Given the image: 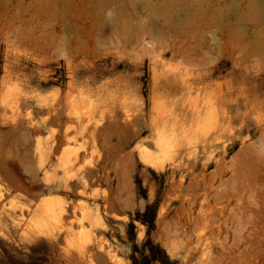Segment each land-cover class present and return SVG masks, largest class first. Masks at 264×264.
Returning <instances> with one entry per match:
<instances>
[{"label": "rangeland", "instance_id": "rangeland-1", "mask_svg": "<svg viewBox=\"0 0 264 264\" xmlns=\"http://www.w3.org/2000/svg\"><path fill=\"white\" fill-rule=\"evenodd\" d=\"M0 190L1 264H264V0H0Z\"/></svg>", "mask_w": 264, "mask_h": 264}, {"label": "bare ground", "instance_id": "bare-ground-1", "mask_svg": "<svg viewBox=\"0 0 264 264\" xmlns=\"http://www.w3.org/2000/svg\"><path fill=\"white\" fill-rule=\"evenodd\" d=\"M156 134H157L156 137L153 138L154 151L151 152L149 148H144V149L140 148L139 155H140L141 159L145 163H147L149 165H152V166H158V165L161 166L162 165L161 162H162L163 155L167 151H169V149L173 146V142H174V140H175L176 137H175L174 133L157 132ZM121 145L124 146V142L121 143ZM67 161L68 160L63 159L60 162V165L65 168L68 165V162ZM68 170H67V172H68ZM90 174L91 173H89L88 176ZM1 198H2V193H1V190H0V199ZM51 201H53V200H51ZM56 202H61V201H57L56 200ZM61 204L62 203L59 204V203H54V202H49L48 203L46 201V203H43L42 205H40V207H37V209L39 208V210H37L35 208L36 210L34 211L35 212L34 217L38 218L37 221H40V220H42L44 218H51V219H54V220H57L58 218L60 219V217H62V215L67 211V210H65L66 209L64 207L65 205L64 204L61 205ZM25 210L27 211V209H25ZM84 215H87L88 216V215H91V214L89 212H87V214L84 213ZM57 221H59V220H57ZM79 235H80L79 237L82 238L83 241H84V239L86 237L84 238V236H82V232ZM86 239H88V238H86ZM98 259H100V258H98ZM96 260H97V258H96ZM109 261L110 262H108V263H111L112 262V264H123L122 261L115 254H113L110 257V260ZM90 263H91V261H90Z\"/></svg>", "mask_w": 264, "mask_h": 264}, {"label": "trees", "instance_id": "trees-1", "mask_svg": "<svg viewBox=\"0 0 264 264\" xmlns=\"http://www.w3.org/2000/svg\"><path fill=\"white\" fill-rule=\"evenodd\" d=\"M150 207H147L146 208V211H150ZM138 220L139 221H141L143 224H145V225H147V227H148V229H150L151 228V226H152V222H149L147 219H145V218H140V217H138ZM1 264V263H0Z\"/></svg>", "mask_w": 264, "mask_h": 264}]
</instances>
